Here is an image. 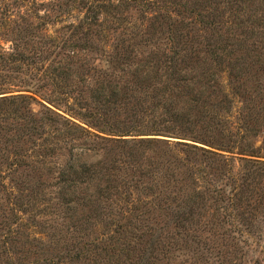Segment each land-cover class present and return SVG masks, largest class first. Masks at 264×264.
Instances as JSON below:
<instances>
[{"label": "trees", "instance_id": "1", "mask_svg": "<svg viewBox=\"0 0 264 264\" xmlns=\"http://www.w3.org/2000/svg\"><path fill=\"white\" fill-rule=\"evenodd\" d=\"M209 1L221 5L215 8L219 15L203 14L199 1L190 9L177 0L85 1V18L91 13L88 27L106 7L139 6L152 12L146 40L166 26L171 45L161 57H134L132 44H116L91 91L93 105L75 113L79 120L45 105L36 112L31 96L0 87V184L11 206L0 222L1 262L170 264L184 239L178 228L233 234L255 230L264 204V160L256 158L250 140L257 133L252 122L264 114V99H252L243 89V67L237 63L224 69L216 51L244 46L264 25V15L242 17L247 0ZM165 7L176 15L190 11L198 16L210 31L203 48L184 36L179 29L184 21L174 24L163 13ZM29 33L34 35L27 31L19 37L23 48ZM18 47L0 53V62H20ZM233 108L236 121L230 123ZM39 167L56 178L54 201L47 203L76 233L65 254L45 250L42 237L51 235L44 231L30 240L20 234V228L30 226L22 222L23 215H44L48 204L34 189L23 192L21 179L9 176ZM188 173L199 176V189L179 185L178 178ZM96 223L99 235L83 240L80 233Z\"/></svg>", "mask_w": 264, "mask_h": 264}, {"label": "rangeland", "instance_id": "2", "mask_svg": "<svg viewBox=\"0 0 264 264\" xmlns=\"http://www.w3.org/2000/svg\"><path fill=\"white\" fill-rule=\"evenodd\" d=\"M85 1L91 0H0V53L4 50L10 53L18 45V52L20 56L23 55L16 57L20 62L12 65L0 62L1 89L31 96V108L36 112L43 110L42 105H45L68 118L79 120L75 113H86L89 106L93 105L91 91L95 88L102 70L107 67L105 59L110 57L116 44H132L134 57H161L163 51L169 53L171 42L166 26L157 28L154 34L149 36L150 39L146 40L144 31L152 15L150 10L141 11L139 6L134 5L112 10L109 6L98 15L95 24L88 27L87 21H90L91 13L88 12L89 17L85 18ZM177 1L179 5L185 4L189 9L195 1H199L203 14H220L215 8L221 10V5L209 0ZM243 8L242 17L253 15L261 18V15H264V0H247ZM164 9L163 13L167 12L174 24L183 20L184 23L179 26L181 32L191 38L196 47L203 48L210 31L197 21L198 16L193 12L189 14L190 11L185 13V16L176 15L170 8ZM207 20L211 21V18L208 17ZM27 31L33 32L34 35L29 33V41H26L27 45L23 48L24 42L19 37ZM252 46L256 50L244 49ZM216 54L220 57L224 69H227L229 64L238 63L242 66L243 89L252 99L256 96H263L264 99V25L257 28L253 38L246 40L244 46L233 45L216 51ZM221 79L226 82L225 71ZM240 105L241 102L238 103V106ZM236 114L233 108L232 115L228 116L230 123L236 121ZM252 123L257 133L251 138L250 144L253 153L258 156L256 158L264 160L263 112L257 115ZM233 155L237 156V153ZM188 175L178 178L179 185L187 191L199 189L202 185L199 176H190V173ZM9 177L21 179L18 181L22 182L23 192L29 193L34 189L40 199L48 204L44 207V215L34 216V211L31 213L32 219L23 215L22 222L30 225L20 228L24 240L26 237L29 240L33 236L38 237L41 234L38 231L41 230L51 235L50 238L42 237L48 253L60 255L71 250L75 241L72 240V235L76 233L66 229L69 220L60 217L47 203V200L54 201L56 195L55 174L47 167H39L35 170L21 169ZM223 178L221 176V179ZM6 181H9V178H6ZM10 208L6 192L0 184V222L10 215ZM261 209L253 232L242 230L239 234H233L222 232L220 229L213 230L214 232L190 229L185 232L178 228L180 237L184 239L179 240L177 248L173 250L174 258L170 264H264V204ZM100 231L101 228L96 223L80 235L83 240H89L99 235ZM37 250L39 249L32 248L36 254ZM0 264H4L1 258ZM67 264L86 262L77 260Z\"/></svg>", "mask_w": 264, "mask_h": 264}]
</instances>
